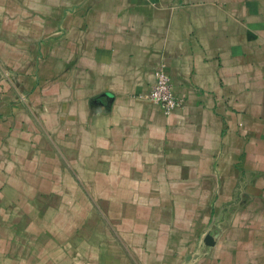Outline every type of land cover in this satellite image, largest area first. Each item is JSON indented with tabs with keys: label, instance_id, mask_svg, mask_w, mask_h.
Instances as JSON below:
<instances>
[{
	"label": "crops",
	"instance_id": "1",
	"mask_svg": "<svg viewBox=\"0 0 264 264\" xmlns=\"http://www.w3.org/2000/svg\"><path fill=\"white\" fill-rule=\"evenodd\" d=\"M0 264H264V0H0Z\"/></svg>",
	"mask_w": 264,
	"mask_h": 264
},
{
	"label": "built area",
	"instance_id": "2",
	"mask_svg": "<svg viewBox=\"0 0 264 264\" xmlns=\"http://www.w3.org/2000/svg\"><path fill=\"white\" fill-rule=\"evenodd\" d=\"M145 97L157 105L164 115H170L184 105L175 95L169 77L161 69L155 71V82Z\"/></svg>",
	"mask_w": 264,
	"mask_h": 264
}]
</instances>
